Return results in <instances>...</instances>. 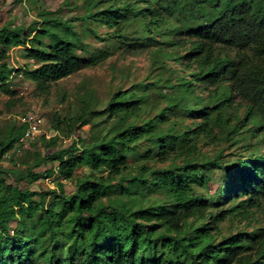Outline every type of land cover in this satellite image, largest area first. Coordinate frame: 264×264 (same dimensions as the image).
<instances>
[{
    "label": "trees",
    "instance_id": "16d2710c",
    "mask_svg": "<svg viewBox=\"0 0 264 264\" xmlns=\"http://www.w3.org/2000/svg\"><path fill=\"white\" fill-rule=\"evenodd\" d=\"M97 3L86 0L87 19L106 21L119 31L133 15L146 39L160 35L175 47L163 55L180 57L185 49V56L178 58L185 60L184 69L192 75L183 80L185 93L194 95L199 84L208 91L210 103L190 110L202 118L194 129L164 130L177 103L144 118L143 96L117 93L106 111L118 118L119 128L88 143L79 135L82 145L75 142L61 149L55 136L44 146L37 167H47L46 177L53 172L49 166H56L58 175L68 180L77 177L81 166L88 171L72 193L62 184L59 194L33 190L5 170L1 160L23 131L20 123L13 126L0 140V264H264V233L217 236L220 224L231 215L248 220L257 213L264 216V0H123L105 10ZM52 13H45L39 27L12 21L0 28V93H12L13 73L48 91L52 82L97 61L80 57L79 36L70 20L49 17ZM17 47H24L27 57L40 65L11 66L9 50ZM61 121L65 123L63 119L53 124L54 131L62 129ZM87 123V111L70 118V135ZM216 129L227 132L234 145L248 138L255 143L247 144L245 157L236 156L229 164L220 156L202 161L204 167H219L227 175L229 188L220 199L238 201L212 211V201L195 192L205 189L211 178L193 160L200 158L195 138L217 142ZM141 142L151 144L146 158L156 152L166 161L182 150L186 162L166 169L143 166L124 185L123 172ZM105 170L107 177L100 174ZM26 174L36 182L44 178L33 169ZM147 174L152 176L149 183ZM146 189L162 191L166 203L144 204ZM116 190L130 200L103 201ZM47 195L52 199L46 205ZM164 234L170 240L159 255L155 245Z\"/></svg>",
    "mask_w": 264,
    "mask_h": 264
},
{
    "label": "rangeland",
    "instance_id": "374dc122",
    "mask_svg": "<svg viewBox=\"0 0 264 264\" xmlns=\"http://www.w3.org/2000/svg\"><path fill=\"white\" fill-rule=\"evenodd\" d=\"M97 1L99 10H105L123 2V0ZM85 6L86 0H0V28L10 26L12 21L27 23V26L36 23L39 27L45 13L53 12L49 17L70 20L69 25L78 33L77 53L80 57L85 60L97 59L94 64L57 82H52L48 91L39 89L21 74L13 73L10 86L12 93L10 95L0 93V140L6 138L13 126L20 123L19 118L25 114H34L43 120L41 135L26 141L20 140L1 160L5 170L18 177L21 185H28L33 190L47 188L59 194V184L65 187L66 193H72L76 189L78 180L83 179L88 171L81 166L77 177L74 180H68L58 175L56 166H49L48 168H52L53 172L46 177L47 167H37L44 146L50 138L55 136L57 146L61 149L69 148L75 142L82 145L77 139L79 135H82L84 142L88 143L101 139L119 128L118 118L110 117L106 111L113 97L119 92L132 91L135 92V96L144 97L141 103V106L146 109L142 112L144 118L149 115L154 116L171 103H177L178 107H175L171 113L170 122L163 126L164 130L172 126L176 131L194 129L200 124L202 118L190 110L197 111L203 105L210 103L208 91L199 88V84L195 85L194 95L185 93L183 80L192 78V75L184 69L185 60H178L181 56H185V49L179 52L180 57L175 53L172 57L165 56L162 51L174 52L175 47L167 43L160 35L153 39H146L144 31L133 19V15L121 24L122 28H119V31H115L118 27H109L106 21L87 19L88 11ZM44 41L49 43V39ZM9 54V63L15 69L25 66L33 69L40 65L36 60L27 57L24 47L11 48ZM237 102H239L238 99ZM85 111L88 112V123L78 130L77 135H70L67 124L69 119ZM243 113L242 108L238 110L240 116ZM63 119L65 123L61 121L62 129L54 131L53 124ZM132 120L130 118L129 121ZM215 132L218 136L217 142H212L204 136L195 138L194 142H197L199 152L196 156L200 158L193 160L195 165L203 167L204 173L211 178L205 189L195 188V192L204 194L212 201V211L227 209L238 201L223 202V199H220L226 188H229L228 183L224 181L227 175L219 167L209 165L204 167L202 161L220 156L221 162L229 164L238 158L236 156L245 157L249 153L247 144L255 143V140L248 138L245 142L234 145V141L227 136V132L220 133L218 129ZM43 134H45V140L42 139ZM150 147V143L141 142L138 154L130 156L128 167L123 172L126 178L124 185L127 184V180L138 175L143 166L149 169H166L182 166L186 162L185 151L182 150L166 161H161L156 152L152 158H146L144 155L151 149ZM191 158L196 157L194 155ZM28 169H33L44 178L37 182L33 181L27 177ZM100 174L107 177L109 171L105 170ZM147 175L149 183L152 181V176ZM144 197L146 205L166 203V197L162 191L146 189ZM51 199L52 195L45 197L46 205ZM109 199L113 202H128L130 197L116 190L104 197L103 201L108 202ZM35 200L38 201L39 197H35ZM219 228L220 234L217 235L219 239L237 233H264V216L262 213H257L255 217L248 220L231 215L220 224ZM169 240L170 237L165 234L157 240L155 245L157 254L164 252Z\"/></svg>",
    "mask_w": 264,
    "mask_h": 264
},
{
    "label": "built area",
    "instance_id": "2783aa9c",
    "mask_svg": "<svg viewBox=\"0 0 264 264\" xmlns=\"http://www.w3.org/2000/svg\"><path fill=\"white\" fill-rule=\"evenodd\" d=\"M23 126L21 141L35 138L42 133L43 120L34 114H25L19 118Z\"/></svg>",
    "mask_w": 264,
    "mask_h": 264
}]
</instances>
